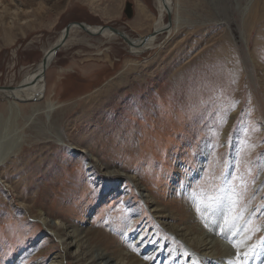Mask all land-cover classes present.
Masks as SVG:
<instances>
[{"label": "rangeland", "instance_id": "obj_1", "mask_svg": "<svg viewBox=\"0 0 264 264\" xmlns=\"http://www.w3.org/2000/svg\"><path fill=\"white\" fill-rule=\"evenodd\" d=\"M42 1L0 0V88L28 80L69 23L111 26L135 40L160 18L155 0ZM172 6L176 26L136 55L116 36L74 28L45 72L42 97L19 103L15 123L0 93V140L23 137L0 167V264H52L68 237L54 221L78 228L90 254L106 253L102 262L125 253L147 260L154 250L152 264H197L203 249L163 224L185 229L187 238L212 235L228 255L215 259H230L224 264H242L260 246L264 0ZM209 196L216 197L211 207ZM233 202L239 218L226 227L218 220L232 214ZM227 231L247 253L239 261ZM65 255L66 264H93Z\"/></svg>", "mask_w": 264, "mask_h": 264}, {"label": "bare ground", "instance_id": "obj_2", "mask_svg": "<svg viewBox=\"0 0 264 264\" xmlns=\"http://www.w3.org/2000/svg\"><path fill=\"white\" fill-rule=\"evenodd\" d=\"M155 1L158 5L160 18L154 24L152 32H157L158 33L157 35H159L161 33H164L163 30L166 27V22L163 21L164 14L165 15L167 14V9L173 11V6H172V0H155ZM173 25H174V27L176 26V20L173 21ZM92 28H96V27H90L89 30L93 31ZM166 32H169V31L167 30V31H165V33ZM157 35L154 37H150L146 41H143V37H140V36H139L140 38L132 40L134 45L130 48L131 53L136 55V54H140V53H143L144 51H147V50L154 48V46H156L155 40H156ZM103 36H107V37L109 36V38H110V36H113V35H111L110 33H104ZM57 42H58V40L55 42V44H57ZM49 49H47L43 52L42 60L46 56V58L48 59V63L49 62L51 63L54 56L48 54ZM42 60H41L40 64L38 65L37 69L34 70L33 72H31V74L27 75L26 78L29 77L28 80L27 79H25L26 81L22 80L21 83L19 84V86L15 87L14 89H11L13 87L7 86L8 90H6V91L0 90V93H2L4 96H6L7 99H9L7 109L9 111V118L12 120L13 123L16 122V119L22 118L20 115V108L18 105L19 103L27 102V101L33 102V101H36L42 97L41 93H42V91L44 92V86L42 84V82H44V80L41 78V73H40ZM31 83H33V85H29ZM28 86H30V87H28ZM54 109L55 108H54V105H52V103L47 104V107L45 109L46 110L45 111L46 116H49V114L52 111H54ZM32 111H33V115H34L38 112V109H34ZM4 126L5 125L2 122L1 116H0V134L2 132L5 133L6 128ZM263 131H264V128H263ZM5 136L6 135L2 136L1 140H0V167L3 166L9 158H11L15 154H17L18 150L21 148V144L23 141L22 140L23 137L21 135H19L17 137V134H16L17 138L14 137L15 138V139L13 138L14 141L11 140V142L6 141ZM54 138H56V137H54ZM58 141H60V140H58ZM106 172H107V174H113V173L115 174V171L110 172V170H109ZM119 176H120V174H119ZM121 176H123L125 178L127 176L129 178L128 180H130V182L135 186V188L137 187L135 178H132L131 176L126 175L125 173H123V175H121ZM143 197H145V196H143ZM155 213L158 214L159 216L163 215L162 212H155ZM39 215L41 216L40 217L41 223L45 227V230L48 232L52 231V229L50 228V223H48L46 218L42 217V214H40V213H39ZM262 216H264V212H262ZM222 220H224V217L223 218L221 217L218 221L221 222ZM161 224H163V223H161ZM163 225H167L168 230L173 231L176 236H178L180 239H182V241L184 240L183 242L187 245H190V247H192L193 249H195L194 246H197L198 249H203L199 253L201 256L196 258L197 264L230 263V259L228 260L227 258L215 259V256L218 254H221L222 252H220V250L217 249L215 244H218L219 242L214 240V237L212 235H209V234L207 235V239H209V240H207V239L202 240V239H198V238H187L189 236L187 234L188 232L185 229H178L177 227H175V225H171V224L170 225L169 224H163ZM53 226H60L62 229H65L67 231L66 235L68 237L66 239H64L65 241L64 240L60 241L62 253L59 254L57 257H55L52 260V262H51L52 264H66L62 261L61 256L63 253L66 254L65 256L70 255L71 258H74L77 261H86V258H93V262H92L93 264H152L154 262V259L157 256L156 254H154V250L147 260H143V259L139 258L138 256L132 257V254L125 253V254L120 255L118 257H114L115 259H113L112 257H108V260H106L105 262H102V259L106 256V253L101 250V252H95L96 253L95 256L90 254L91 251L88 248V246L85 245L84 238L82 239V237H81L82 233L78 228L77 229L76 228L70 229V226L67 227L63 223H59L57 221H54ZM220 227H223V226L220 225V223L218 222V226H216V230H218ZM263 227L264 226H262V233L264 234V228ZM53 236L56 238V240L58 238H60L59 231L56 229L53 230ZM224 238L226 240H228L229 242L231 241L230 242L231 244L235 243V241L233 239V231H231V232L227 231V233L224 234ZM233 241H234V243H233ZM152 248H153V246H152ZM159 248L161 249V246H159ZM251 253H253V254L251 255L249 253V255L247 256L248 258L246 257L243 259L242 264H264V236H263V239H262L260 246L257 249L253 250ZM222 254L227 255V252L225 251ZM213 256H214V258H212ZM249 256H250V258H249ZM224 257H226V256H224ZM178 264H194V263L189 258L187 261H184V260L178 261Z\"/></svg>", "mask_w": 264, "mask_h": 264}, {"label": "water", "instance_id": "obj_3", "mask_svg": "<svg viewBox=\"0 0 264 264\" xmlns=\"http://www.w3.org/2000/svg\"><path fill=\"white\" fill-rule=\"evenodd\" d=\"M125 13L128 16L129 14V5L126 4V8H125ZM132 18V17H131ZM166 27L164 28L163 31H170L172 28V11L167 9V14H166ZM77 28L79 30H81L82 32H84L85 34H87L90 37H96V36H103L104 33H110L113 36H116L118 38H120L128 47H132L134 45L133 43V39H130L126 33L111 27V26H107V25H103V26H99L96 28H92L93 31H90L88 27V25L84 24V23H80V22H72L69 23L65 26V28L63 29L60 38L58 39L57 44H55L53 47H51L49 49V55H53L55 56L56 53L65 45L66 41L69 38L70 32L72 31V29ZM162 32V31H161ZM158 33L157 32H152L150 33L148 36H144L143 37V41H146L147 39H149L150 37H154L156 36ZM50 65V62L48 63V59L46 58V56L44 57V59L42 60V65H41V78L44 80V75L45 72L48 68V66ZM12 89V88H11ZM0 90H8V87L6 88H0Z\"/></svg>", "mask_w": 264, "mask_h": 264}, {"label": "snow or ice", "instance_id": "obj_4", "mask_svg": "<svg viewBox=\"0 0 264 264\" xmlns=\"http://www.w3.org/2000/svg\"><path fill=\"white\" fill-rule=\"evenodd\" d=\"M208 200H209V205H208L209 207H211L212 205L216 203V197L214 196H209ZM230 211L232 212V214L226 215L224 218V224L226 227L235 226L236 220L239 218L238 211L235 210V202H233V209ZM249 231H252V229H249ZM233 247L237 248V260L238 261L240 260V257L247 255V253L241 252L236 244H233Z\"/></svg>", "mask_w": 264, "mask_h": 264}, {"label": "crops", "instance_id": "obj_5", "mask_svg": "<svg viewBox=\"0 0 264 264\" xmlns=\"http://www.w3.org/2000/svg\"><path fill=\"white\" fill-rule=\"evenodd\" d=\"M44 1H45V0H44ZM44 1H42V4L44 3ZM45 3H46V6H47V4H50V5H52V6L60 5V2H56L55 0H50L49 3H47V2L45 1Z\"/></svg>", "mask_w": 264, "mask_h": 264}]
</instances>
